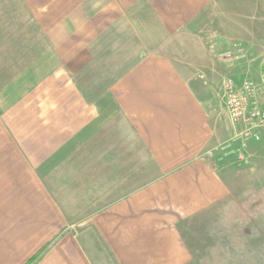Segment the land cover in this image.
Here are the masks:
<instances>
[{
	"label": "crops",
	"instance_id": "obj_1",
	"mask_svg": "<svg viewBox=\"0 0 264 264\" xmlns=\"http://www.w3.org/2000/svg\"><path fill=\"white\" fill-rule=\"evenodd\" d=\"M21 2L55 66L0 141V264H228L264 246V126L241 136L214 89L227 39L248 59L235 82L258 79L264 0Z\"/></svg>",
	"mask_w": 264,
	"mask_h": 264
},
{
	"label": "rangeland",
	"instance_id": "obj_2",
	"mask_svg": "<svg viewBox=\"0 0 264 264\" xmlns=\"http://www.w3.org/2000/svg\"><path fill=\"white\" fill-rule=\"evenodd\" d=\"M221 43H228V47H220L217 52L221 65L218 79L229 76L240 80L246 71L242 66L248 61L247 57H243L244 52L232 59L224 55L233 44L240 45V41L227 39V42ZM262 54L263 51L254 53L251 62L255 68ZM54 61L52 49L21 0H0V141L20 137L23 123L28 124L32 118V110L28 108H38L39 81L54 69ZM255 68L249 70L250 75H254ZM218 83L214 89L220 97ZM8 124L12 130L7 132ZM254 246V253L243 259L229 261L228 264H264V246Z\"/></svg>",
	"mask_w": 264,
	"mask_h": 264
},
{
	"label": "built area",
	"instance_id": "obj_3",
	"mask_svg": "<svg viewBox=\"0 0 264 264\" xmlns=\"http://www.w3.org/2000/svg\"><path fill=\"white\" fill-rule=\"evenodd\" d=\"M232 48L242 50L237 44H233ZM224 55L229 59L237 56L230 50ZM259 64L260 73L257 80L243 79L238 84L232 77L225 76L220 82V98L228 119L232 123L243 124L240 132L243 137L252 135L258 138L257 130L264 126V108L259 105V95L264 93V52L260 55Z\"/></svg>",
	"mask_w": 264,
	"mask_h": 264
}]
</instances>
